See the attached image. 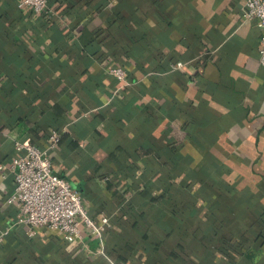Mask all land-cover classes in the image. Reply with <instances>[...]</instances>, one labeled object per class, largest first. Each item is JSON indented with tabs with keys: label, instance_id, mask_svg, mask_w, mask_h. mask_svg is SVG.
Returning <instances> with one entry per match:
<instances>
[{
	"label": "crops",
	"instance_id": "1",
	"mask_svg": "<svg viewBox=\"0 0 264 264\" xmlns=\"http://www.w3.org/2000/svg\"><path fill=\"white\" fill-rule=\"evenodd\" d=\"M49 1L0 0V165L62 133L54 172L111 228L29 236L0 172V264H264V68L245 0Z\"/></svg>",
	"mask_w": 264,
	"mask_h": 264
},
{
	"label": "built area",
	"instance_id": "2",
	"mask_svg": "<svg viewBox=\"0 0 264 264\" xmlns=\"http://www.w3.org/2000/svg\"><path fill=\"white\" fill-rule=\"evenodd\" d=\"M23 6L30 7L36 14L51 11L49 0H21ZM245 18H255L261 30L260 63L264 68V0H245ZM184 62L178 61L173 67L181 68ZM110 72L122 82H127V72L122 66L112 68ZM50 145L41 148L25 140L16 141L20 151L10 165L1 164L0 172L6 178L12 172L16 182L7 201L19 205L21 222L28 225V235L33 236L36 228H52L63 234L68 241L85 240L84 230L98 238L111 228L110 218L103 217L96 222L83 205L81 194L69 180L54 172L50 151L59 147L62 133L53 131ZM9 229L0 233V243Z\"/></svg>",
	"mask_w": 264,
	"mask_h": 264
},
{
	"label": "trees",
	"instance_id": "3",
	"mask_svg": "<svg viewBox=\"0 0 264 264\" xmlns=\"http://www.w3.org/2000/svg\"><path fill=\"white\" fill-rule=\"evenodd\" d=\"M51 1H49V3H50ZM109 230V229H108ZM11 232V231H10ZM10 232H8V234L10 233ZM8 234H7V236H8ZM1 244V243H0Z\"/></svg>",
	"mask_w": 264,
	"mask_h": 264
}]
</instances>
